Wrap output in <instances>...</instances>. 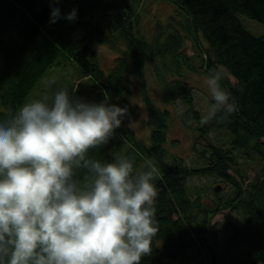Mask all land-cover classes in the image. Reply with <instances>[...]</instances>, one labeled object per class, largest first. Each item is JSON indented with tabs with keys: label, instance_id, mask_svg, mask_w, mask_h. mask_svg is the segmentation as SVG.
I'll return each instance as SVG.
<instances>
[{
	"label": "trees",
	"instance_id": "trees-1",
	"mask_svg": "<svg viewBox=\"0 0 264 264\" xmlns=\"http://www.w3.org/2000/svg\"><path fill=\"white\" fill-rule=\"evenodd\" d=\"M144 1L0 0V116L18 110L48 71L62 67L60 59L67 60L80 82L91 83L85 101L91 97L90 103L128 109L121 127L107 145L91 153L93 158L114 162L126 155L137 171L149 160L159 169L155 180L159 231L152 254L141 264H264V35L254 37L236 18L239 14L264 24V0H163L173 4L182 22L175 27L157 22L151 35L138 29L136 14ZM54 6L61 14L55 23ZM73 10L74 21L64 18ZM186 41L191 43V57L184 53ZM96 46L119 53L107 75L94 60ZM196 59L202 74L222 69L233 80L230 83L225 76L221 85L238 110L197 129L199 140L205 142L199 153L205 166L189 168L177 158L167 161L171 115L154 103L145 69L155 61L168 62V72L176 79L172 83L162 78V86L173 85L186 107L179 122L188 127L199 123L200 116L193 109L191 90L180 78L183 69H193ZM127 75L140 85L151 128L148 144L137 140L128 127ZM221 131L230 137L227 147L206 140L210 132ZM206 176L229 185L230 193L220 196L214 190L215 198L209 202L190 197L185 181ZM223 211L237 213L241 224H224L219 241L211 221Z\"/></svg>",
	"mask_w": 264,
	"mask_h": 264
},
{
	"label": "clouds",
	"instance_id": "clouds-1",
	"mask_svg": "<svg viewBox=\"0 0 264 264\" xmlns=\"http://www.w3.org/2000/svg\"><path fill=\"white\" fill-rule=\"evenodd\" d=\"M55 23L61 18L53 8ZM74 21L76 11L66 17ZM206 80L212 106L201 126L238 110L221 81ZM128 109L90 103L55 80L39 97L0 116V264H141L153 251L159 169L137 171L91 153L109 143Z\"/></svg>",
	"mask_w": 264,
	"mask_h": 264
},
{
	"label": "rangeland",
	"instance_id": "rangeland-1",
	"mask_svg": "<svg viewBox=\"0 0 264 264\" xmlns=\"http://www.w3.org/2000/svg\"><path fill=\"white\" fill-rule=\"evenodd\" d=\"M177 11L178 10H176L169 1L145 0L136 14V19L139 21L138 29L143 34L151 35L155 32L154 27L157 22H161L164 25L170 22L173 23L175 27L179 22H182L183 17L181 15L180 18ZM236 18L244 29L254 37H261L264 35V24L239 14L236 15ZM200 42L202 41L200 40ZM184 53L188 57L193 55L191 43L188 41L184 44ZM118 56L119 53L113 52L107 47L96 46L94 60L101 68L103 74L107 75ZM60 61L62 67L51 68L46 78L37 84V87L31 92L25 103L31 98L39 97L40 94L46 90V83L49 80H55L58 86H64L68 89H70L71 85H74L73 91L75 97L85 100V95L91 89V83L86 80L80 82L78 79L79 75L75 72V67L69 64L67 60L60 59ZM167 64L168 62L164 64L160 61H155L145 69L146 87L154 103L160 109L168 110L171 115L166 132V158L169 163L173 158H177L182 161L183 165L189 168H200L205 166V160L199 154L203 151V145L205 144V142L199 140L198 137L197 129L201 125L199 123H194L188 127H183L180 124L179 115L186 110V107L181 101V98L172 91L173 85H168L166 87L162 86V78L172 83L176 79V76L168 72ZM70 72H72V76L69 75ZM181 75L183 77L180 78L182 84L191 90L193 109L198 112L201 119L210 109L213 102L206 84L208 76L202 74L200 60L196 59L194 61L192 70L183 69ZM226 78L230 83H233L230 77L226 76ZM127 79L129 81L130 91L128 95V106L131 108L129 115L130 124L128 127L137 140L144 144H148L151 128L148 125L147 113L140 94V85L132 75H127ZM86 102H91V97H88ZM206 140L217 147L225 148L229 145L230 137L228 133L223 131L210 132ZM217 186L222 188V190L218 191L220 196H226L231 191L229 185H226L221 180L212 176L201 178L193 177L185 181V187L189 196L192 198L201 196L204 202H209L215 198L213 191ZM226 223L239 226L241 224V218L237 213L223 211L212 219L211 225L216 227V237L219 241L222 240L224 233L223 225ZM195 255V250L189 254L190 263L193 262Z\"/></svg>",
	"mask_w": 264,
	"mask_h": 264
},
{
	"label": "water",
	"instance_id": "water-1",
	"mask_svg": "<svg viewBox=\"0 0 264 264\" xmlns=\"http://www.w3.org/2000/svg\"><path fill=\"white\" fill-rule=\"evenodd\" d=\"M220 189H221V188H220L219 186H217V187L214 188V190H215L216 192L220 191Z\"/></svg>",
	"mask_w": 264,
	"mask_h": 264
}]
</instances>
